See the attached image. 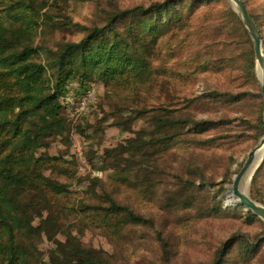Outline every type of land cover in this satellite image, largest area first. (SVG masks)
<instances>
[{"label":"rangeland","instance_id":"rangeland-1","mask_svg":"<svg viewBox=\"0 0 264 264\" xmlns=\"http://www.w3.org/2000/svg\"><path fill=\"white\" fill-rule=\"evenodd\" d=\"M17 1L0 0V16ZM164 1L27 0L23 27L52 81L61 44L105 26L112 13ZM242 1L258 20L264 54V0ZM163 19L174 22L150 52L140 48L149 38L131 44L143 71L107 82L92 76L97 104L75 122L62 112L61 135L37 151L48 160L43 174L67 191L46 196L48 209L19 235L24 264H83L75 248L91 251L93 264H215L233 237L218 264H264V222L229 196L264 136L257 64L247 61L252 40L230 0H181ZM128 23L111 35L127 40ZM68 90L79 91L76 82ZM246 191L264 201V158ZM110 201L140 220L112 212Z\"/></svg>","mask_w":264,"mask_h":264},{"label":"trees","instance_id":"trees-1","mask_svg":"<svg viewBox=\"0 0 264 264\" xmlns=\"http://www.w3.org/2000/svg\"><path fill=\"white\" fill-rule=\"evenodd\" d=\"M179 1L165 0L146 8L112 13L105 26L85 28L86 35L80 41L63 43L53 51L52 81L46 77V65L35 60L40 47L31 44L28 28L23 27L24 21L30 20L25 14V9L30 8L27 0L17 1V9L13 5L3 9L0 16V264L25 263L26 251L17 241L19 235L31 230L33 220L48 209L46 196L67 191L65 185L43 174L42 168L48 160L37 157V151L48 149L51 138L61 135L66 126L60 99L69 83L76 82L78 92H84L90 88L92 76L102 82L115 80L124 70L138 76L143 71L142 58L131 44L149 38L150 46H146L148 41L140 44V48L150 52L151 41L159 38L161 29L170 26V20L165 22L163 15H170ZM248 13L259 30L256 16ZM5 18H14L20 25L15 26ZM125 20H129L127 40L111 35ZM137 22L139 25L135 27ZM248 57L252 67L255 55L250 41ZM221 65L218 63V68ZM254 184L255 178L252 187ZM249 197L264 205L254 193ZM110 210L125 212L132 221L140 220L113 201ZM235 241L233 237L223 244L215 264ZM74 256L78 263L93 264L91 251L75 248ZM51 264L58 262L52 260Z\"/></svg>","mask_w":264,"mask_h":264},{"label":"water","instance_id":"water-1","mask_svg":"<svg viewBox=\"0 0 264 264\" xmlns=\"http://www.w3.org/2000/svg\"><path fill=\"white\" fill-rule=\"evenodd\" d=\"M230 3L238 14L240 20L242 21L252 40L255 60L257 64L259 86L264 101V54L262 50V42L259 30L255 25L254 21L252 20L250 14L248 13L242 0H230ZM260 152L262 154L260 162H262L264 158V136L261 138L259 143L248 153L247 158L244 161L242 167L233 177L231 193L229 194V196L231 198L232 203L244 207L246 211L252 213L264 222V206H262L258 202L253 201L249 197L246 189L242 190V182L245 177L250 173V171L254 168L253 166L254 164H256L255 162ZM260 162L256 166L255 171L257 170V167L259 166Z\"/></svg>","mask_w":264,"mask_h":264},{"label":"built area","instance_id":"built-area-1","mask_svg":"<svg viewBox=\"0 0 264 264\" xmlns=\"http://www.w3.org/2000/svg\"><path fill=\"white\" fill-rule=\"evenodd\" d=\"M97 101L98 96L93 87L84 92L68 90L60 99L65 117L74 122L87 116Z\"/></svg>","mask_w":264,"mask_h":264},{"label":"bare ground","instance_id":"bare-ground-1","mask_svg":"<svg viewBox=\"0 0 264 264\" xmlns=\"http://www.w3.org/2000/svg\"><path fill=\"white\" fill-rule=\"evenodd\" d=\"M261 158H262V154L260 152L259 155H258V157H257V159H256V162H255L256 164H254V166H253L254 168L250 171V173L245 177V179L242 182V190H245L248 187L249 181H250L251 177L253 176V173L255 171V168L258 165V163L260 162ZM227 199H228V197H227Z\"/></svg>","mask_w":264,"mask_h":264}]
</instances>
